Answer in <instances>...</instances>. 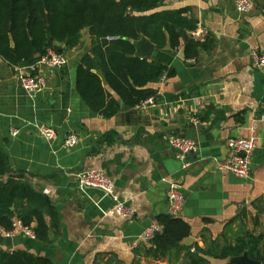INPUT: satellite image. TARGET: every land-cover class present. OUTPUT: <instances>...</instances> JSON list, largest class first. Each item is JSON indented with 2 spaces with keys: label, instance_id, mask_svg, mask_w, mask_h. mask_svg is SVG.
I'll return each mask as SVG.
<instances>
[{
  "label": "crops",
  "instance_id": "1",
  "mask_svg": "<svg viewBox=\"0 0 264 264\" xmlns=\"http://www.w3.org/2000/svg\"><path fill=\"white\" fill-rule=\"evenodd\" d=\"M236 1L162 0L145 13L128 10L145 17L189 8V16L210 39V50L200 51L193 61H185L182 41L177 49L168 43L156 49L145 37L136 41L153 46L150 56L141 58L164 61L175 70L174 77L146 85L155 91L158 107L145 113L129 107L105 119L81 101L76 71L91 51L88 29L75 49L64 52L60 68L48 71L37 65L47 81L42 92L26 94L17 81L20 68L13 70L0 59V149L9 168L23 173L24 182L47 200L58 219L48 243L0 235L1 250L28 252L51 264H188L185 250L155 260L145 253L150 243L140 241L152 219L167 215L165 180L181 185L185 202L180 219L190 227L191 245L204 248L214 240L234 245L247 233L261 236L264 243V68L252 56L255 51L264 57V0H252L254 9L247 14L235 10ZM147 44L140 47L144 53ZM103 87L117 104L122 100L105 82ZM241 112L243 123L237 124L233 117ZM42 129L53 130L55 138L46 141L39 134ZM70 134L78 143L66 149L63 143ZM108 134L114 136L107 139ZM252 134L258 140L250 176L218 172L216 164L229 156L227 141ZM175 135L197 146L186 169L168 145ZM82 171L104 173L134 219L108 217L111 201L105 195L79 190L76 176ZM45 221L51 222L48 216Z\"/></svg>",
  "mask_w": 264,
  "mask_h": 264
},
{
  "label": "trees",
  "instance_id": "2",
  "mask_svg": "<svg viewBox=\"0 0 264 264\" xmlns=\"http://www.w3.org/2000/svg\"><path fill=\"white\" fill-rule=\"evenodd\" d=\"M162 0H0V59L13 70L36 65L48 50L59 54L77 47L84 29L89 30L91 51L78 64L76 92L94 114L108 119L119 107L115 97L103 87L105 82L130 108L155 97L146 85L162 77L170 79L175 70L164 61L141 58L135 53V43L147 38L156 49L168 43L177 49L181 41L185 61L196 60L200 51L210 50V39L201 43L191 33L197 22L189 16V8L163 11L145 17H135L151 11ZM115 37L116 40L107 41ZM56 43L63 47L55 46ZM245 112L233 117L242 124ZM108 134L105 138L113 137ZM110 143V142H109ZM4 178V179H2ZM48 216L50 224L45 217ZM29 228L34 239L48 243L49 231L58 230L57 213L45 198L24 182L22 172L9 168L7 157L0 149V229L10 230L14 221ZM156 220L162 232L154 237L146 254L155 260L173 252H188V264H210L209 259L235 264L229 260L247 253L252 260L264 264V243L261 236L245 234L234 245H220L218 240L205 244L183 245L190 236V227L180 218L160 215ZM35 226L32 227V224ZM192 249V251H191ZM140 253L137 248L135 254ZM0 264H51L49 260L24 251L6 252L0 249ZM96 264V263H95Z\"/></svg>",
  "mask_w": 264,
  "mask_h": 264
},
{
  "label": "built area",
  "instance_id": "3",
  "mask_svg": "<svg viewBox=\"0 0 264 264\" xmlns=\"http://www.w3.org/2000/svg\"><path fill=\"white\" fill-rule=\"evenodd\" d=\"M234 8L240 14H247L254 9V3L252 0H237ZM190 36L194 40L204 43L209 37V34L204 27L196 25L195 29L190 33ZM116 39L115 37H109L107 41ZM252 56L254 57L256 66L264 68V57L257 56L255 51L252 52ZM63 63V54L48 50L45 57L36 65L28 68H20L17 74V81L28 95L42 92L47 86V81L45 77L38 73L37 65L41 64L46 70L53 71L60 68ZM161 80H165V77H162ZM157 107L156 97L152 96L136 105L133 109L138 113H145ZM193 123L198 124V121L195 120ZM16 134L17 131L10 132L11 136H16ZM39 134L48 142L55 138V132L51 129H42ZM257 140V137L253 134L248 137L230 138L227 141L229 156L225 161L216 164L217 171L231 174L240 179L248 178L251 172L250 161L256 148ZM77 143V137L74 134H70L65 139L63 147L69 149L76 146ZM168 145L173 151L176 160L181 163L182 169L188 168L190 159L197 150L196 143L183 135H175L169 138ZM76 179L79 190H98L111 201V206L106 213L108 217H119L129 221L134 219V212L119 200L114 185L104 173L101 171H82L77 174ZM165 182L167 184V215L173 218H180L185 202L184 195L181 191V185L172 180H165ZM161 232V224L156 219H152L145 228L140 241L150 243L154 237ZM0 235L4 238H14L18 236L34 238L32 231L29 228L22 227L17 220L13 222L10 230L0 229Z\"/></svg>",
  "mask_w": 264,
  "mask_h": 264
},
{
  "label": "water",
  "instance_id": "4",
  "mask_svg": "<svg viewBox=\"0 0 264 264\" xmlns=\"http://www.w3.org/2000/svg\"><path fill=\"white\" fill-rule=\"evenodd\" d=\"M145 44H147V42H145L143 39L140 41V42H136L135 43V53L137 56L139 57H148L150 56L151 54V51L153 50V46H151L150 44H147L149 45V48H148V52L144 53L143 51L140 50V47L143 46ZM55 46L59 47V48H62L63 45L62 44H59V43H56ZM118 106H119V110L120 112H125V111H129L130 108L127 107L123 102L122 100H119L118 101ZM45 201L47 202V200L45 199ZM193 239L191 237H188L186 238L184 241H183V244L186 245V246H189L193 243ZM231 263H235V264H262L261 262L259 261H255V260H252L248 257L247 253H243L241 256L239 257H235V258H232L229 260Z\"/></svg>",
  "mask_w": 264,
  "mask_h": 264
}]
</instances>
